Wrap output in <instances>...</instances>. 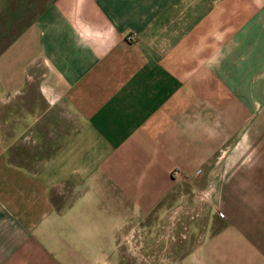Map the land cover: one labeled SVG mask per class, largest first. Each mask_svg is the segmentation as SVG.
<instances>
[{
    "label": "crops",
    "instance_id": "obj_1",
    "mask_svg": "<svg viewBox=\"0 0 264 264\" xmlns=\"http://www.w3.org/2000/svg\"><path fill=\"white\" fill-rule=\"evenodd\" d=\"M29 3L0 0V264H94L178 183L209 197L181 264H264V0Z\"/></svg>",
    "mask_w": 264,
    "mask_h": 264
},
{
    "label": "rangeland",
    "instance_id": "obj_2",
    "mask_svg": "<svg viewBox=\"0 0 264 264\" xmlns=\"http://www.w3.org/2000/svg\"><path fill=\"white\" fill-rule=\"evenodd\" d=\"M34 1L29 0L32 3L28 5L27 19L24 18L22 22L30 23L34 18L37 10ZM19 6L17 5L15 8ZM40 6L42 7V4L38 5V7ZM8 39V36L0 35V48ZM0 108H4V106H0ZM172 175L177 177L178 172L173 171ZM174 188L175 191L170 199L166 200L165 207L161 208L160 205L161 210L158 209L156 214L153 213L147 218H143L139 222V226L125 227L123 232H119V239H110L111 242L107 245L108 254L106 257L99 256L97 260H93L94 264H181L182 255L195 245L196 239H192V237H195L197 232L196 223L199 217L197 207L207 204L209 197L206 200L207 196L195 195L193 198L195 208L188 209L180 183ZM188 223L191 225L188 226L189 228L187 227ZM92 247L95 256L97 251L95 247L98 248L99 245L94 243Z\"/></svg>",
    "mask_w": 264,
    "mask_h": 264
},
{
    "label": "built area",
    "instance_id": "obj_3",
    "mask_svg": "<svg viewBox=\"0 0 264 264\" xmlns=\"http://www.w3.org/2000/svg\"><path fill=\"white\" fill-rule=\"evenodd\" d=\"M132 39H133V37H132V36H127V37H126V41H128V42H131V41H132Z\"/></svg>",
    "mask_w": 264,
    "mask_h": 264
}]
</instances>
